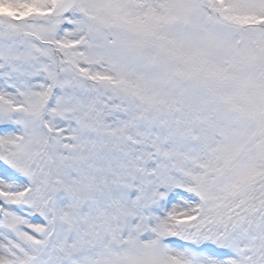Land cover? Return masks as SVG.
Segmentation results:
<instances>
[{"label":"snow or ice","instance_id":"6c2138e0","mask_svg":"<svg viewBox=\"0 0 264 264\" xmlns=\"http://www.w3.org/2000/svg\"><path fill=\"white\" fill-rule=\"evenodd\" d=\"M0 264H264V0H0Z\"/></svg>","mask_w":264,"mask_h":264}]
</instances>
